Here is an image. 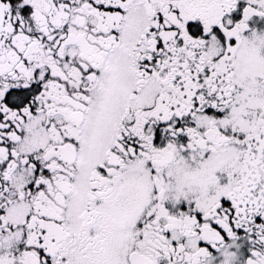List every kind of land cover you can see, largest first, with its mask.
Returning a JSON list of instances; mask_svg holds the SVG:
<instances>
[{
  "label": "snow or ice",
  "instance_id": "snow-or-ice-1",
  "mask_svg": "<svg viewBox=\"0 0 264 264\" xmlns=\"http://www.w3.org/2000/svg\"><path fill=\"white\" fill-rule=\"evenodd\" d=\"M0 264H264V0H0Z\"/></svg>",
  "mask_w": 264,
  "mask_h": 264
}]
</instances>
